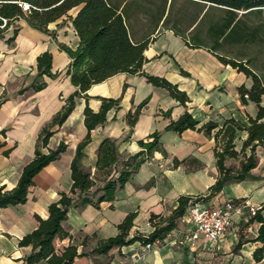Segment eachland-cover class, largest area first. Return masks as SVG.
I'll list each match as a JSON object with an SVG mask.
<instances>
[{"label": "crops", "instance_id": "crops-1", "mask_svg": "<svg viewBox=\"0 0 264 264\" xmlns=\"http://www.w3.org/2000/svg\"><path fill=\"white\" fill-rule=\"evenodd\" d=\"M106 2L121 14L130 41L137 45L146 43L142 72L176 86L186 94L188 102L182 105L165 89L148 83L144 76L125 73L92 85L85 96L74 98L71 113L60 126L49 128L52 135L47 145L40 148L46 154L62 144L65 151L34 176L24 204L0 208V264H25L32 248L20 247L18 242L36 229L35 217L46 219L48 206L58 200L60 193L69 191L70 163L87 135L84 109L88 106L98 112L102 99L117 100V105L106 112L101 126L90 131L80 159L84 170L95 176L96 151L105 138L116 141L119 162L142 151L138 141L155 132L159 133V149L148 158L143 154L144 161L123 188L115 192L111 202H102L98 208L87 205L68 209L62 227L70 238L57 242V247L72 244L79 254H85L72 264H264V259L255 263L252 258L253 251L261 247V243L253 242L259 225L253 223L243 229L248 219L236 215L224 237L212 247L201 239L192 247L179 245L176 232H171L153 242L149 250L135 241L105 255L92 253L99 240L118 234L117 226L129 214L135 218L127 239L146 238L153 231L150 217L171 216L180 197L214 205L228 199L243 200L254 207L264 202L261 147L256 149L258 164L250 172L251 178L228 183L218 194L208 197V189L218 177L214 139L194 130L181 134L166 130L185 112L199 126L208 122L222 124L228 119L246 123L247 116H256V105L249 100L243 103L238 91L240 87L250 89L251 78L223 64L219 57L245 65L264 87V8L234 10L202 0ZM79 8L71 9L68 15L74 17ZM15 28L18 32L8 44L6 40L13 36ZM60 45L71 50L78 46L66 17L49 24L47 33L30 28L23 20L16 21L0 39V131L5 133L0 138L5 143L0 150V187L6 191L16 186L23 167L33 159L41 130L77 90L66 76L71 59ZM45 52L51 54V73L55 77H44L45 88L34 92L29 86L37 74L36 58ZM142 103L145 104L130 126L127 115ZM260 105L264 108V95ZM245 139V132L236 134L237 151ZM6 149L11 150L8 156L2 154ZM239 161L240 158L228 159L225 166L238 167ZM119 168L112 171L114 177ZM96 178V188H101L104 178L97 174ZM188 207L177 218L174 230L191 228ZM239 240L242 245L234 250ZM133 252L140 255L136 261L129 258Z\"/></svg>", "mask_w": 264, "mask_h": 264}, {"label": "trees", "instance_id": "trees-1", "mask_svg": "<svg viewBox=\"0 0 264 264\" xmlns=\"http://www.w3.org/2000/svg\"><path fill=\"white\" fill-rule=\"evenodd\" d=\"M234 10H249L253 8H264V0H202ZM27 8L24 10L23 7ZM80 7L74 17H70L68 12ZM66 17L72 24L73 30L78 38V46L75 50L60 45L71 59L66 70V76L70 83L77 90L68 98L65 106L57 113L50 124L44 127L38 137L33 159L26 164L21 172L16 186L9 191L0 187V208L24 204L27 200L28 189L33 185V178L44 167L57 160L61 153L65 151V146L60 144L55 150H50L43 154L41 147L47 145L49 137L52 135L49 128L54 125H61L74 108V98L85 96L87 90L95 84L101 83L108 78L125 73L129 75L139 74L144 76L148 83L155 87L165 89L169 95L184 105L188 102L185 93L179 91L176 86L171 85L166 80L146 75L142 72L145 62L143 51L146 43L133 44L128 35L124 20L106 0H0V39L4 32L16 21L23 20L32 29L47 33V26ZM18 28L13 31V36L6 40L10 44ZM51 54L45 52L36 58L37 74L29 86L34 92L45 88L46 83L43 78H54L51 73ZM219 61L225 65L236 68L245 76L250 77L252 86L250 89L240 87L238 89L240 99L243 103L247 100L253 102L257 107L254 118L247 116L246 123H241L233 119H228L222 124L208 122L199 126V122L185 112L176 121H172L166 130L181 134L186 130L203 132L207 137H212L215 142L214 157L218 177L215 183L208 189V197L218 194L228 183H239L251 178L250 172L257 167L258 159L256 149L261 147L264 150V108L261 107V97L264 95V87L260 78L250 69L241 63L219 57ZM24 91V90H23ZM22 92V91H21ZM246 96V98H245ZM145 103L139 105L133 113L127 115V123L133 126L140 109ZM117 105V100L102 99L100 110L92 112L88 106L85 107L84 126L87 135L78 144L75 155L70 163L72 185L67 193H60L57 201L48 206V216L46 219L35 217L37 227L26 234L18 242L20 247L30 246L32 252L25 258V264H72L75 258L84 256L78 253L75 245L58 248L57 242L70 238V235L62 227V223L67 218L68 209L74 207H84L92 205L98 208L102 202H111L115 192L123 188L130 180L132 174L139 168L144 161L143 154L148 158L154 151L159 149V133L155 132L145 139L138 141L142 151L128 157L125 161L119 162L117 156V144L115 140L105 138L99 144L96 151V174L103 177V186L96 188V174L92 176L81 166L82 149L89 142L91 130L101 126L105 122V115L108 110ZM238 132H245L246 139L242 141L239 151L235 149L234 140ZM4 131H0V138L4 137ZM5 143L0 139V150ZM10 149L2 151L8 156ZM238 167L225 166L228 159L238 160ZM176 163V162H175ZM120 167L116 172V177L112 171ZM91 194V190H93ZM206 199V198H205ZM190 199L180 197L178 207L167 218L152 215L149 219L153 231L146 237L134 236L127 239L135 218L134 214H129L117 226L118 234L115 237L98 241L92 253L105 255L112 249H120L130 245L135 241L141 244L150 243L156 239H164L165 235L176 228V220L183 216L185 209L189 206ZM243 201V200H240ZM254 216L250 217L244 227L253 223L259 225L257 236L253 242L261 243V247L256 248L252 253L255 263L264 259V202L260 205ZM242 245L239 240L234 247L238 250Z\"/></svg>", "mask_w": 264, "mask_h": 264}, {"label": "built area", "instance_id": "built-area-1", "mask_svg": "<svg viewBox=\"0 0 264 264\" xmlns=\"http://www.w3.org/2000/svg\"><path fill=\"white\" fill-rule=\"evenodd\" d=\"M26 8V6L23 7L24 10ZM260 209V206L254 207L245 201H234L231 199L225 200L220 205L189 201L187 220L191 228L173 230L171 232H176V242L179 245L188 244L192 247L195 241L201 239L212 247L224 237L231 225L233 216H244L249 219ZM262 213H264V210ZM153 242H159V239ZM153 242L141 245L144 250H149L152 248ZM139 256L137 252H133L129 258L131 261H136Z\"/></svg>", "mask_w": 264, "mask_h": 264}, {"label": "rangeland", "instance_id": "rangeland-1", "mask_svg": "<svg viewBox=\"0 0 264 264\" xmlns=\"http://www.w3.org/2000/svg\"><path fill=\"white\" fill-rule=\"evenodd\" d=\"M245 227H243V229H244ZM242 237H244L243 235H242Z\"/></svg>", "mask_w": 264, "mask_h": 264}]
</instances>
